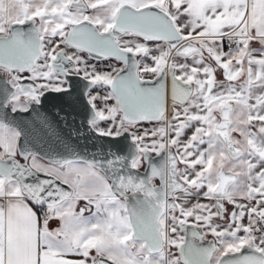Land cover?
Segmentation results:
<instances>
[{
  "label": "snow or ice",
  "instance_id": "obj_1",
  "mask_svg": "<svg viewBox=\"0 0 264 264\" xmlns=\"http://www.w3.org/2000/svg\"><path fill=\"white\" fill-rule=\"evenodd\" d=\"M0 264H264V0H0Z\"/></svg>",
  "mask_w": 264,
  "mask_h": 264
},
{
  "label": "water",
  "instance_id": "obj_2",
  "mask_svg": "<svg viewBox=\"0 0 264 264\" xmlns=\"http://www.w3.org/2000/svg\"><path fill=\"white\" fill-rule=\"evenodd\" d=\"M69 123H71V119H69ZM141 171H143V170H141ZM211 237H209V239H210Z\"/></svg>",
  "mask_w": 264,
  "mask_h": 264
},
{
  "label": "flooded vegetation",
  "instance_id": "obj_3",
  "mask_svg": "<svg viewBox=\"0 0 264 264\" xmlns=\"http://www.w3.org/2000/svg\"><path fill=\"white\" fill-rule=\"evenodd\" d=\"M157 183H158V181H157Z\"/></svg>",
  "mask_w": 264,
  "mask_h": 264
}]
</instances>
